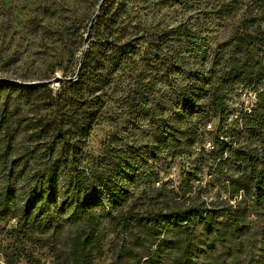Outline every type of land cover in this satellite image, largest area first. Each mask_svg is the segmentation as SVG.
<instances>
[{
    "label": "trees",
    "instance_id": "obj_1",
    "mask_svg": "<svg viewBox=\"0 0 264 264\" xmlns=\"http://www.w3.org/2000/svg\"><path fill=\"white\" fill-rule=\"evenodd\" d=\"M135 1L125 0V12ZM236 5L237 23L217 41L212 27L232 17ZM201 12L204 22L181 24L175 35L169 28L141 35L130 23L126 38L104 39L117 66L134 61L137 86L127 135L104 142L93 160L79 157L82 138L68 136L58 118L27 126L21 137L25 126L0 98V222L16 220L0 244L7 264H41L35 252L47 247L57 264H98L110 234L117 264H264V0H209ZM113 15L111 30L119 24ZM175 37L185 50L165 53ZM150 61L157 71L147 78L139 64ZM158 83L162 96H151ZM239 84L256 100L228 125L227 97ZM212 119L218 125L208 149L202 126ZM138 130L151 140H137ZM185 154L199 155L195 169L177 188L157 187L164 163ZM64 224L66 249L57 246Z\"/></svg>",
    "mask_w": 264,
    "mask_h": 264
},
{
    "label": "rangeland",
    "instance_id": "obj_2",
    "mask_svg": "<svg viewBox=\"0 0 264 264\" xmlns=\"http://www.w3.org/2000/svg\"><path fill=\"white\" fill-rule=\"evenodd\" d=\"M101 1L0 0V81L11 84L8 89L0 87V98L9 103V110H13L15 119L21 122L22 127L25 126L21 137L25 136L27 126L32 128L58 118L68 136L82 138L78 155L89 160L102 155L103 143L113 136L127 135V125L133 114L130 97L137 86L136 78L130 72L134 61L126 59L124 66H117L113 54L102 47L104 39L126 38L125 30L130 23L137 27L141 35L161 28H169L172 35L178 34L181 24L194 26L198 20L200 23L205 21L207 12L201 11L206 10L209 2L195 3L191 0L185 6L174 0H139L133 3V9L125 12V0H106L105 11L99 16L103 11L99 12ZM238 8L236 5L232 17L212 27L217 41L225 40L231 33L242 13V9ZM113 14L118 15L119 24L111 30L115 18ZM118 29L120 31L117 32ZM185 48L186 44L175 37L170 48L163 51L177 55L175 52ZM181 54L185 56L184 52ZM151 61L139 64V68L146 70L147 78L157 71ZM57 78L59 81L55 82ZM13 84L30 85L31 89L24 93ZM164 88L162 83H158L151 96H162L159 90ZM246 94L241 84L229 91L227 99L232 114L226 122L228 125L243 104L250 105L253 97ZM71 116L78 118L77 125L68 121ZM210 123L211 126L202 128L206 132L209 130L206 137L213 142L218 119H212ZM135 137L141 143L151 140V135L143 130H138ZM28 144L27 141L24 144L21 142L18 151L21 153ZM117 144L119 142L114 145ZM197 158L198 154L170 158L164 163L160 182L155 185L158 187L164 182L168 191L177 188L187 172L195 169ZM207 170L205 168L200 175ZM208 179L206 177L205 180ZM15 224V219L0 222V244H5L7 232ZM69 228L68 224H64L60 229L58 248H68L66 237ZM109 236L112 242L107 243L106 253L97 260L98 264H117L112 244L115 235ZM35 253L41 264L58 262L57 254L50 247L38 248ZM0 264H7L2 252ZM18 264H26L25 259H20Z\"/></svg>",
    "mask_w": 264,
    "mask_h": 264
},
{
    "label": "built area",
    "instance_id": "obj_3",
    "mask_svg": "<svg viewBox=\"0 0 264 264\" xmlns=\"http://www.w3.org/2000/svg\"><path fill=\"white\" fill-rule=\"evenodd\" d=\"M251 96L253 97V99H252L250 105L248 106V108L251 107L253 105L254 101L256 100V95L255 94L251 93ZM209 126H211V124H209ZM212 147H213L212 142L208 141L207 148H212Z\"/></svg>",
    "mask_w": 264,
    "mask_h": 264
},
{
    "label": "water",
    "instance_id": "obj_4",
    "mask_svg": "<svg viewBox=\"0 0 264 264\" xmlns=\"http://www.w3.org/2000/svg\"><path fill=\"white\" fill-rule=\"evenodd\" d=\"M105 2H106V0H102V1H101L100 5H99V12L103 9ZM94 19H96V18H94ZM1 81H2V80H1ZM57 81H59V78H57V79L55 80V82H57ZM27 84H28V83H27Z\"/></svg>",
    "mask_w": 264,
    "mask_h": 264
}]
</instances>
